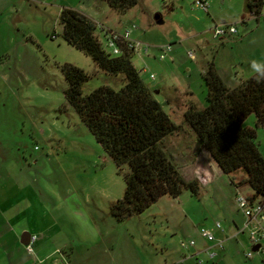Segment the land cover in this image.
<instances>
[{"label": "rangeland", "instance_id": "rangeland-1", "mask_svg": "<svg viewBox=\"0 0 264 264\" xmlns=\"http://www.w3.org/2000/svg\"><path fill=\"white\" fill-rule=\"evenodd\" d=\"M65 7L92 13L95 34L109 54L106 33L130 34L137 45L133 64L181 127L165 140L167 153L186 180L201 185L208 180L198 196L189 190L175 199L164 196L122 222L112 214L111 205L124 196L129 169L118 170L68 105L61 67L74 65L91 76L83 96L102 86L118 91L125 78L104 73L67 44L60 24ZM229 26L236 29L232 38H215L216 29ZM259 58H264V16L248 15L245 0H207V8L196 0H139L124 15L103 0H0V264L42 259L54 264V258L64 264H197L191 252L214 245L201 237L203 228L224 242L215 264H264V251L253 250L236 201L238 192L251 196L253 191L247 185L237 189L209 155L200 157L203 148L185 120L190 102L207 106L203 77L209 62L218 70L234 59V71L246 80L255 75L252 61ZM255 120L251 115L245 125L255 128ZM258 142L264 154L262 129ZM244 178L235 175L237 182ZM217 223L222 230H215ZM25 232L37 238L33 253L21 243ZM192 240L195 248H182Z\"/></svg>", "mask_w": 264, "mask_h": 264}, {"label": "trees", "instance_id": "trees-1", "mask_svg": "<svg viewBox=\"0 0 264 264\" xmlns=\"http://www.w3.org/2000/svg\"><path fill=\"white\" fill-rule=\"evenodd\" d=\"M120 15L134 8L139 0H103ZM245 12L264 16V0H245ZM160 20V16H159ZM63 38L71 47L90 57L101 71L111 76L123 75L124 86L116 91L102 86L87 96L82 87L91 76L70 64L61 67L68 87L65 99L120 172L125 167V193L111 205L118 221H125L146 211L162 197L178 198L184 190L193 196L201 192L199 180H186L165 140L177 134L175 125L144 82L133 64L136 54L130 42L120 44L121 55L107 53L96 36V23L87 15L63 8L60 13ZM133 43H131L132 45ZM207 106L190 102L185 113L189 128L199 147L206 150L220 170L237 188L247 185L252 201L264 199V154L258 142V130H264V66L238 86L229 87L214 61L204 74ZM254 115L256 127L245 125ZM243 173L239 182L235 175Z\"/></svg>", "mask_w": 264, "mask_h": 264}, {"label": "built area", "instance_id": "built-area-1", "mask_svg": "<svg viewBox=\"0 0 264 264\" xmlns=\"http://www.w3.org/2000/svg\"><path fill=\"white\" fill-rule=\"evenodd\" d=\"M196 3L200 4L204 8H207V0H196ZM236 33V29L233 26L227 27L225 30H215V38L226 37L228 35H233ZM107 36V45L112 50L113 56H120L121 47L120 44L124 42H130V47H134L137 50L136 46L130 39V34L127 32L125 35L119 33H106ZM131 43H133L131 45ZM171 50L169 46L164 52L167 53ZM165 58V54L161 57L163 60ZM154 78V76H152ZM236 201L239 206V209L243 211L247 218V230L250 232V241L253 244L254 248L259 247L258 250L264 251V199L258 201H252L250 196L243 195L242 193L238 192L236 196ZM215 230H222V225L217 223L215 226ZM201 237L209 242L213 243V247L205 249L207 253V258L203 259L200 258L201 253L197 255H191L189 258H195L197 264H207L208 262L215 261L218 257L219 253L217 249L224 248V242L222 239L216 237L215 233L208 229H201L200 231ZM37 241L36 236L31 235L30 243L27 246L28 250L33 253V244ZM183 249L191 250L196 247L195 241L190 242H182L181 244ZM252 253L247 254V258H251ZM182 264L184 261L181 262Z\"/></svg>", "mask_w": 264, "mask_h": 264}, {"label": "crops", "instance_id": "crops-1", "mask_svg": "<svg viewBox=\"0 0 264 264\" xmlns=\"http://www.w3.org/2000/svg\"><path fill=\"white\" fill-rule=\"evenodd\" d=\"M70 8H74V7H70ZM91 10V9H90ZM84 13V12H83ZM84 14H86L87 15V13H84ZM89 18H91L95 23H96V25L98 26V23L94 20V18H93V15H92V13H90V16L89 15H87ZM21 27V25H18V26H15V28L17 29L18 28V30H19V28ZM229 36V35H228ZM229 38H232V36H229ZM234 38V37H233ZM224 39V38H223ZM222 45H223V47L224 48H227V46H225L223 43H222ZM235 57H237V59H236V61L238 60V62H239V57H240V55L239 56H235ZM245 57V56H244ZM236 61L233 59V63H231V65H227V66H225V67H219V69H218V72H219V74L221 75V77L224 79V81L226 82V84L229 86V87H231V88H234V87H236V86H238L242 81H244L245 79H244V74H240V72L239 71H234V67L232 66V65H234L235 66V64H237L236 63ZM257 62H258V64L261 66L260 67V69L264 66V58H259L258 60H257ZM258 71H256V73H257ZM255 73V74H256ZM255 124H256V120H255ZM259 129H262V128H259ZM258 129V130H259ZM263 130V129H262ZM260 145V144H259ZM261 150V149H260ZM205 155H209V157H210V163H215V161L213 160V158L210 156V154L206 151V150H204V149H202V153L200 154V157L201 158H205V159H207L206 158V156ZM216 164V163H215ZM217 165V164H216ZM217 167H218V165H217ZM210 168L212 169V167L210 166ZM219 168V167H218ZM220 169V168H219ZM209 174H210V172H209ZM188 181H190V180H188ZM206 182H208V180L207 181H205V182H203L204 184L206 183ZM204 184H202V186L204 185ZM218 237V236H217ZM219 239H221V237H218ZM45 249H47V244L45 245V247H44ZM44 249V250H45ZM203 252H205L204 250H193L192 252H191V255H197V254H199V253H203ZM55 253H58V252H56V251H54V252H50V253H48V255L45 257V259H51V258H53L54 256H55ZM54 264H64L63 263V261L62 260H57L56 258H54ZM40 264H43V259H42V261H40ZM207 264H209V262L207 263ZM210 264H215V261H211V263Z\"/></svg>", "mask_w": 264, "mask_h": 264}, {"label": "water", "instance_id": "water-1", "mask_svg": "<svg viewBox=\"0 0 264 264\" xmlns=\"http://www.w3.org/2000/svg\"><path fill=\"white\" fill-rule=\"evenodd\" d=\"M157 20H159V16L156 17ZM30 238H31V234L28 232L23 233L22 237H21V243L24 246H28L30 243ZM259 249V247L254 248V251H257Z\"/></svg>", "mask_w": 264, "mask_h": 264}, {"label": "clouds", "instance_id": "clouds-1", "mask_svg": "<svg viewBox=\"0 0 264 264\" xmlns=\"http://www.w3.org/2000/svg\"><path fill=\"white\" fill-rule=\"evenodd\" d=\"M260 65L258 64V62L257 61H252V68H253V70H255V71H259L260 70Z\"/></svg>", "mask_w": 264, "mask_h": 264}]
</instances>
